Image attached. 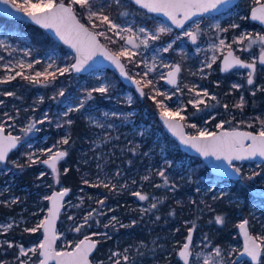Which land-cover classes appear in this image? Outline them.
Segmentation results:
<instances>
[{
	"label": "rangeland",
	"instance_id": "374dc122",
	"mask_svg": "<svg viewBox=\"0 0 264 264\" xmlns=\"http://www.w3.org/2000/svg\"><path fill=\"white\" fill-rule=\"evenodd\" d=\"M105 1L116 3V0ZM262 1L264 0H259V2ZM16 2L21 3L22 0H16ZM33 2H35V0H33ZM130 2V0H120L119 4L116 3L120 6V19L115 17L114 15H110L107 13L104 14L109 15L113 22L119 24L121 28L131 27L133 33L136 34L135 43L138 45V47L126 45L125 40L120 39V37L116 36L113 32H107L106 25H100L96 28L91 27L92 23L99 25V21L94 19L91 25L87 24L80 17L81 15L82 17L85 16L86 21H88L87 15L84 10H77V14L80 19L92 29L96 30L97 32H107V36L111 37V40L107 39L104 36H102L101 39L115 53L120 51L122 46L128 47L131 52L135 53V55L131 59L122 57L127 64L129 72H132H130L131 75H133L138 80H153L155 89L160 93H166L167 97H170L169 99L165 96L157 95V101L163 100L168 108L173 112H175L177 109H181L180 115L185 117L184 121L187 122V125L195 124L199 129H203L208 132L213 129L212 127H215L217 124L225 121H228V123H230V127L236 126L254 130L257 132H259L262 127H264V112L254 114L250 109V112L245 113L243 107H238V110L234 108L229 110L227 113L225 112V110L229 109V104L226 101L224 102L223 97L220 98L216 91V88H219L218 86H221L225 83L226 86H228L227 94L234 93V95L238 98V103L240 102L241 96H243V106H245L247 103V97L250 95L253 96V93L256 94L258 90L263 88L262 85L264 84V65H261L258 60L257 68L253 77V85L247 84V74L248 71H250L249 69L238 67V69L235 68L229 72L221 71V58L222 55L229 49V45L231 46V48L235 49L240 59H243L246 62H251L254 57L259 56V42L253 45L251 48H247L248 37L246 36L243 41L239 40V37L242 33H250L252 34L253 38L256 34L264 35V27L249 18L250 9L252 6L257 4V0H240L235 6L224 10L220 14L206 16L203 15L195 18L194 20L189 22L183 29L174 27L165 18L148 13L144 9L137 7L135 4L131 5ZM121 13L127 14L121 15ZM197 23L199 24L200 32L198 33L197 40L193 42L187 36H184L183 33L185 31L193 30ZM216 24H219L221 29H228V31H219L216 27H214V25ZM233 24H236L239 27L232 28L231 25ZM161 25L171 28V32L162 33L160 34V39L152 40L150 38V35L147 34H155L156 29ZM139 28L146 29V33H140L138 31ZM121 35L127 38V36L131 35V33L122 32ZM146 35L148 38V44L144 45L140 43V41L142 39H145ZM177 37H179V39H177ZM234 38H237L236 43H233ZM221 39L225 41V46L223 47L219 46V41ZM0 40L4 42L3 46H0V57H2V59H0V81L7 80L8 76H15L16 72L18 71H22L26 76L28 74H31L32 71H34L33 74H35L36 72L45 71V69H39L34 64L35 61L39 60V58L31 57L30 53L36 52V50L35 45L30 41V36L26 32L19 31L18 29H6L5 27H3V25H0ZM173 41H175V43H172ZM110 43H112L113 45L111 46ZM170 43H172V47L169 48L167 52L163 51L162 49L167 47ZM48 50L51 55L50 57L55 60L53 67L48 68V65L52 63V60L48 58L47 70L49 72H56L57 68L66 67L73 63L72 57L74 58V55L71 51H62L59 49ZM214 56L215 61H213L212 59ZM21 61L25 65L23 69L18 66ZM29 63L33 65V67L31 68L32 71L26 67V65ZM177 63L181 66L178 85H167L164 82V77L166 76L167 71ZM209 64L211 65V67H208ZM165 65H167V67H165ZM153 66V71L150 72L146 78H144L143 73L147 70V68ZM137 73H139V75H137ZM56 75H59V72H56ZM88 75L89 77L84 80V83L89 85L88 88L90 90L99 87L102 84H106L109 86L108 92H113V90L116 88L115 86H118L116 79L113 78V75L107 73L106 69H96L88 73ZM237 76L238 79H236ZM12 80H7V82L0 83V89L2 90V87L8 86L10 84V81ZM233 84H239L241 85V87L234 89L232 88ZM147 88L151 96L155 95V92H153L150 87H145L144 89ZM190 89H192V91H190ZM116 90H118V92L114 97L115 100L128 105H130L134 101L135 91H133L131 88H123V86H121L118 87V89H115V91ZM204 90L208 92V96H203ZM236 90H238V94L235 93L237 92ZM61 91L64 92V88H62ZM247 91H249L250 95L247 94ZM9 92L11 91H5V94ZM197 92L201 93L199 97L196 96ZM136 93L138 94L137 91ZM98 94L100 95V93ZM38 96V101H42V96L40 94ZM64 96H66V91L64 92ZM85 97V94L75 97H65L63 106L66 112L69 111V108H72L73 110L75 108H78L80 101L84 100ZM158 97H160V99ZM212 97H215V99H213ZM129 98L131 99V103H129ZM196 99H203L204 103L199 104L198 106H194L193 104L189 103V100ZM2 101L4 103L8 102L7 98H3ZM13 102L15 101H12L10 103L11 106H13ZM57 102L60 103V99H58ZM250 104V107H252L253 105L255 106L253 101ZM36 105L38 104L32 103V105H30V108L35 110L37 108ZM90 105V107L99 106V104H96L95 102L90 103ZM225 105H227V108L225 107ZM7 106L8 105H4V107ZM220 106H222V108H220ZM191 108L193 110H190ZM215 108H217L216 111ZM29 110L30 109L28 107L24 106L22 108V111L25 114L24 119L19 123H15L16 118L22 115L20 109L15 108L14 112L7 109L5 117L7 115L8 116L4 118L3 123L5 124L4 126L8 128L9 132L15 133L17 136L20 135L22 138H24L26 147L30 148L28 153H25V155L28 156L29 153H33V159L36 160V162L33 164L37 165L40 163L41 159L48 156V153L42 151L43 149L52 148L53 145H57V148H54L53 151L62 149L63 143L58 142L66 138L67 133L65 128L63 131L64 133L60 132V136H56L55 140L52 141L50 139L52 134L50 131L41 133L43 127H50V123L53 120L51 110L46 107L38 117L35 116L36 112H34L33 110ZM99 111L100 112L98 113L85 112L90 126L94 128V130L92 131V139L89 141V144L86 147L87 151L92 155H90L87 160L93 158L95 162L94 167L96 168V171L92 172L91 174L94 177V180H99V183H103L106 181V183L109 184L111 188H113L112 185L116 186V183H121V186H124V184L128 181V178L126 177V172L124 171L123 161H117L118 165L114 169H111L112 167H110L111 165H109L111 162H113V158L115 156V146L119 143L115 139L122 140L126 138L125 134L129 132L125 129V126L127 124L131 125V128H133L135 130V133H137L138 135L144 134L145 132L150 133L151 128L148 124H144V122L142 121L133 122L134 114L135 112H137L134 108L129 112L117 109H100ZM220 112L227 114V116L229 117L228 120L219 118L215 126H209L213 118L218 116ZM45 113H47V119H45ZM61 113L63 114L62 111ZM105 113H107V115H105ZM112 113H117V115L113 116ZM195 115H203L201 117L202 121L200 124L199 121L189 119L192 116L194 118ZM9 117H11V119H9ZM127 118L129 119L127 120ZM40 120H44V122L36 123L35 128L31 132L27 133V135L24 134V128H26L31 122ZM58 125L60 126L58 127ZM109 125H111V127H109ZM61 126H64L63 122L55 123V127H57L58 131H60V129L58 128H60ZM17 127L19 128V130L17 129ZM29 145H31V147H29ZM118 147L120 151L123 150L121 143L118 144ZM163 148V146L158 147L156 152L154 149V151L149 154V160H147L149 162L147 165V169L149 171H147V174L148 172L158 174L160 171L164 170L163 164L166 162V159H164L165 151L163 150ZM156 154L161 156V163L157 162L155 157ZM177 164L181 165L182 161H177ZM185 164L188 165L189 161H186ZM235 166L240 170H249L247 171V173L250 174L249 176L254 178L256 181H261L260 178L264 177V162H244L243 164L236 163ZM15 170L16 169H14L10 165L3 167V165L0 164V176H2L3 178L0 182V208H2V211H0V225L12 224L13 229L14 224L13 232L16 238L19 239V242L13 247H8V244L5 243V241H7L6 238L4 236H0V246L2 247L3 253L8 251L16 253L13 256V260L18 261L17 264H20L21 260H26L28 261V264H31L35 260L36 256H38V253L33 254L31 252H28L27 255H21L19 246L22 245L25 250L35 247L42 241L43 235H41L42 233L40 234L39 230L33 233L24 231V229L34 228L40 221L45 219L48 212V204L46 205L44 202L45 200H47L45 199V197H47L48 195L50 196L51 192L55 188H58V186L61 187L62 185H60L58 182H51V186L49 187L45 186V188L42 187L41 189H32L27 184H19V182H17V179L13 178V176H16L17 171ZM41 173H44V171L41 170L39 172V176H43L41 175ZM58 173L55 175L56 177ZM253 173H258V175L253 176ZM147 174L146 176L148 177ZM35 176L37 178L38 174H35ZM256 177H258V179ZM251 180L253 179H247V182H251ZM196 182L197 184L195 185L194 196L191 197V202L195 205L197 204V206L193 210V219L189 218L185 220V222L188 224H191L190 222L193 221L195 229L198 231V238L195 242L194 248L192 249V258L190 264H204L205 260L208 261V264H214V262L215 264H220L222 260L225 261L226 264H232V256H228L230 259L229 261L227 259L228 257L223 255L222 250L221 256L217 257L215 255V248L218 247L221 249L219 245L216 244L212 248L209 247L211 242L213 243L214 241V234L218 235V231L225 224V222L223 224H217L215 222V217L217 215H221L225 218L226 221V216L228 215L229 209L231 208L226 207V205L231 203V199H227V201L225 200L223 202L222 205L225 206L223 210L219 208L221 205H219L217 209H211V224L208 228L206 227V224L202 222V220H200L201 216H203L204 207H206L204 205V196L207 193L205 190H214L215 198H221L224 196L229 198L231 196L229 185L226 181L220 180V178L216 177L215 175L210 177H203ZM41 183L42 182H40L39 184L43 185ZM262 183H264V179L262 180ZM34 185H38V181L36 179L34 180ZM29 189L35 191V201L33 199H29ZM77 199L81 200L83 199V196L76 193L66 201L64 212H66L67 215L65 219L70 221L67 223V225L64 221L60 224L58 245L59 250L72 248L81 239L76 235L77 231H75L77 227L84 224V218L79 219V221V214L75 211V208H77L78 206ZM13 201H15V203H13ZM18 205L22 206L20 210L18 208ZM200 205L201 207H199ZM262 208H264V203L260 202L256 204L257 211H260ZM9 209H14L16 213L18 210L20 212L26 211V215H18L17 217L13 216L15 218V222L13 223L12 220H7L11 216L8 213ZM109 209L112 210L111 208ZM90 212L92 213V211H89V213ZM99 212L100 211H98V213ZM104 212L105 210L101 211V213ZM233 213L235 214V212ZM83 214H85V217L88 216V212ZM114 215H112L107 220L108 222L105 223V225L115 223L110 220ZM190 226L191 225H189L186 231L183 233L181 240H179L178 247H173L172 249L171 246L167 247L166 245L161 243L160 245L158 244V247L161 248V251L157 252L155 244H152L151 246L149 243L141 246L143 250L139 251L140 246L137 245L134 248L135 252L130 251L129 253L125 250L113 248L110 251L111 253L107 255V260L109 261V264H116V261H119V263L123 262V264H183V262L179 258L178 263L173 261V259L177 257V255L173 254V251L177 253L181 248V245L186 241L185 238L188 235V229L190 228ZM261 228H263L262 235L264 237L263 223L261 224ZM210 231H212L213 234ZM4 233L5 232L0 229V234ZM89 233L87 232L84 236L88 235ZM108 237L110 238L111 236L109 235ZM205 237H207V239H205ZM24 240H27V242H25ZM239 248L240 245L238 244V252ZM171 250L172 253L170 254ZM113 253H116V255H113ZM159 253L162 254L159 255ZM143 254L144 257L142 256ZM231 254H233V252ZM124 256L128 257L127 261L123 259ZM171 256L174 257L171 259ZM98 262L106 263L104 260H99ZM0 264L5 263L0 259ZM238 264L247 263L245 261H238Z\"/></svg>",
	"mask_w": 264,
	"mask_h": 264
},
{
	"label": "snow or ice",
	"instance_id": "6c2138e0",
	"mask_svg": "<svg viewBox=\"0 0 264 264\" xmlns=\"http://www.w3.org/2000/svg\"><path fill=\"white\" fill-rule=\"evenodd\" d=\"M11 2V6L14 9H17L19 12H22L31 19V21L36 24L42 26L45 29H53L55 34L64 41L65 44L70 45L76 51V62L74 64H70L66 67H60L56 69V72H59L60 75L64 73L76 71H81L88 61L92 60L93 56L97 54V52H101L106 56L108 60H111L117 68H119L121 74L126 77L128 80L133 81L135 83L137 91L141 96L146 95L144 92L145 87H150L155 95L150 96V98L156 101L157 106L161 109V116L164 118L165 124L177 135L180 136L181 142L185 145H190L192 148L196 149L201 155L215 156L218 160L223 157L225 160L231 162L233 159L235 160H243L246 158H252L256 156L264 157V127L260 129L257 134H253L251 132H241L236 129L231 131L223 130L221 132H208L203 129L198 130V134L194 136H185L180 129L182 125L178 122L185 119L184 116L180 115L181 109H177L173 112L168 106L164 103L163 100H156L157 95H162L167 97L166 93H160L155 89V85L153 80L151 79H142V80H133V77L125 71L124 64L121 63V57H126L131 59L135 53L131 52L128 47L122 46L121 50L116 53H110L102 44H100L97 39L98 36H104L107 39L111 40V37L107 36V32H113L116 36L120 37V39L125 40L126 45H132L133 47H138L135 43L136 34L133 33L132 28H121V26L109 17V15L104 14V6L97 5L94 0H22L21 3H17L16 0H0V4H8ZM136 5H140L143 8L148 9L150 12L154 13H163L166 17H168L172 24L177 27H183L185 21L190 20L191 17L197 14L209 13L211 10H215L220 12L222 9L227 10L232 5V0H132ZM116 3L119 4L120 0H116ZM259 7L253 8L251 11V18L253 20H258L262 24H264V3H259L257 0ZM76 6H79L80 9L84 10L87 15V20L92 23L93 20L99 21V25L92 23V27L96 28L100 25L107 26V32L105 31H91L85 24L80 22V19L77 17V9ZM0 11L11 15L8 8H0ZM127 13H121V15H126ZM219 31H228V29H221L219 24L214 25ZM232 28L239 27L236 24L231 25ZM171 28L161 25L156 29L155 34H147L150 35L152 40L160 39V34L171 32ZM138 31L140 33H146V29L139 28ZM122 32L131 33V35L125 38L121 35ZM200 32L199 24L197 23L193 30L185 31L183 33L184 36H187L191 41L195 42L198 38V33ZM142 39L140 43L147 45L148 38ZM248 37L247 48H251L253 45L259 42L260 44V53L258 57H254L251 62H246L240 59L239 56L233 54L231 50V46L229 45V51L227 56L224 57L223 68L222 71H228L234 66H239L241 68L249 69L247 74V84H254V73L256 71L257 60L261 65H264V35L256 34L255 37H252L250 33H242L239 37L240 41H243L245 37ZM179 39V37H177ZM237 42V38L233 39V43ZM172 43H175L173 41ZM172 43L168 44L167 47L162 50L167 52L169 48L172 47ZM4 42L0 40V46H3ZM219 46H225V41L221 39L219 41ZM27 54V53H26ZM2 59V57H0ZM52 60V63L48 65V68H52L55 60L52 57H49ZM215 61V56L212 58ZM21 69L25 67L24 63L21 61L18 65ZM27 68L31 69L33 65L31 63L26 65ZM167 67V65H165ZM208 67H211L209 64ZM153 67L147 68V70L143 73V77L146 78L150 72L153 71ZM181 71L179 65H175L172 67V70L167 73V81L170 84H176V74ZM56 72H49L45 69L44 72H36L34 76H26L22 71L16 72L15 76H8L7 80L15 79L16 76H22L26 80H31L33 83H41L40 77H44L45 82L48 81V78L51 77V80L56 79ZM139 75V73H137ZM0 81V83L7 82ZM241 85L233 84L232 88H240ZM264 90V89H261ZM109 91V86L106 84H102L99 87H96L87 92V95L84 100H81L79 103V108L84 107L86 100L93 99V93L106 94ZM192 91V89H190ZM61 96L64 95V92L61 91L59 93ZM255 93H253L254 95ZM6 95L12 96L14 93H6ZM201 93L197 92L196 96L199 97ZM203 96H208V92L204 90ZM215 99V97H212ZM42 99V98H41ZM3 101H0L2 104ZM129 103H131V99L129 98ZM190 104L194 106H198L199 104L204 103L203 99L189 100ZM244 98L241 96L240 102L235 105V107H243ZM227 108V105H225ZM72 108H69V111H72ZM78 110V109H77ZM65 116L68 113H64ZM107 115V113H105ZM113 116H116L117 113H112ZM11 119V117H9ZM45 119H47V113H45ZM44 120L33 121L26 128L23 129L25 135L31 132L36 123H43ZM68 124H71L72 121L68 120ZM223 123L217 124V128H223ZM60 125H58L59 127ZM111 127V125H109ZM191 127L196 128L195 124H192ZM4 127L0 125V163H3L9 154V151L15 149L17 145L21 142V137L13 136L11 133L8 135H4ZM250 140L251 143L245 145L244 141ZM58 143L68 144L69 139L64 138L62 141ZM31 147V145H29ZM54 148H57V145H53L52 148L43 149V152L48 153V158L43 159L41 163L47 165L53 174L58 173L57 163L63 157L67 155L66 151H53ZM33 153L28 154V160L31 163H35L36 160L33 159ZM17 167H23V165H16ZM237 173L240 172V169L232 165ZM65 172L68 169L64 170ZM44 175V173H41ZM161 177L164 178L165 183H167V177L165 176L164 171H160L158 173ZM258 175V173H253V176ZM143 179L147 180L149 177L145 176ZM248 179H252V177H248ZM87 183V181H85ZM104 187H109L108 184H103ZM115 188V185H112ZM159 187V185H157ZM69 189L65 188L59 192H53L51 196L45 197V199L51 201V207L48 209V215L44 220L40 221L34 228L24 229V231L28 232H36L39 229H43V240L39 243V245L29 248L27 250L24 249L22 245L19 246L20 254L27 255L28 252L33 254H37L43 259L38 261V264H48L49 260H55L56 264H90L89 261V253L96 248L98 241L91 239L89 236H85L82 240L75 244L73 251H61L57 252L53 248V244L56 240L55 234V218L60 211V201L63 197L68 193ZM134 196L138 197L139 200L144 201L148 199L146 194H142L141 192H134ZM15 203V201H13ZM99 203H103V201H99ZM156 203L151 204L150 209L156 208ZM150 209H141V211H148ZM95 211V210H94ZM92 216L90 212L88 216L84 217V224H87L88 219ZM71 219V217H70ZM116 217L113 216L111 221H116ZM159 219V217H157ZM110 221V223H111ZM215 222L217 224H223L225 222V218L221 215H217L215 217ZM133 224L136 221L132 222ZM84 224L80 225L75 229V231L79 232ZM248 221L243 220L239 225V229L243 232L245 237L244 242V253L247 256L251 257L253 261H261V264H264V259H262V252H264V237H253L248 232ZM109 225H105L108 227ZM121 227H127L126 225H121ZM10 228H12V224L0 225V229L3 232H7ZM195 228L193 224L192 228L188 229V235L185 238L186 242L183 243L181 249L178 252V256L183 260V264H189V256H190V244L192 242V231ZM93 235H100L98 233H93ZM106 235V234H103ZM207 239V237H205ZM259 240V242H257ZM8 244V247H13V244L9 241H5ZM127 251V249L125 250ZM116 255V253H113ZM215 255L217 257L221 256V249L215 248ZM111 259V257H110ZM123 259L125 261L128 260L127 256H124ZM20 264H28V261L21 260ZM116 264H119V261H116ZM204 264H208V261L205 260ZM215 264V262H214ZM220 264H226L225 261H221Z\"/></svg>",
	"mask_w": 264,
	"mask_h": 264
},
{
	"label": "flooded vegetation",
	"instance_id": "af4514ba",
	"mask_svg": "<svg viewBox=\"0 0 264 264\" xmlns=\"http://www.w3.org/2000/svg\"><path fill=\"white\" fill-rule=\"evenodd\" d=\"M48 51L49 50L47 49L43 52L36 51V52L30 53L32 58H35V57L39 58V60L35 61V63H34L35 66L38 67L39 69H41V68L43 70L48 69L47 68V62H48V58L51 56ZM234 51H235V49H234ZM223 55H222V57H223ZM235 55L238 56L236 51H235ZM221 60H222V58H221ZM238 67L239 66H235L232 69H230L229 71H232L235 68L238 69ZM256 68H257V66H256ZM229 71H223V72H229ZM33 72L34 71H32V73L28 74L27 76H34L35 74H33ZM59 75H56V78ZM234 78H236V77H234ZM20 79L26 80L22 76L21 77L16 76L14 83L16 84L17 87H19L21 85ZM179 79H180V77H179ZM236 79H238V76ZM40 80L42 81L41 83H33L31 80H26V81L28 83L34 85V86H37V87L40 86L41 84H46L45 87H47L51 81V77L48 78L47 82H45L43 76L40 77ZM47 89H48V91L46 93L43 92L42 90H38L39 94L42 96L43 100L49 99V96H47L49 94V88H47ZM54 89H56V86ZM13 90H15V89H13ZM64 90H65V88H64ZM65 97L66 96H64V95L61 96L59 94L58 99H60V103L57 102L58 105L60 106V108H59L60 112L62 111L63 115H64V113H66V110L63 106V101H65ZM2 100H3V98L0 99V101H2ZM12 101H15L12 103L13 105H17L20 103V101L15 99V98ZM38 102L40 103V101H38ZM32 103H33V101L31 102V104ZM7 104L8 103L3 102L2 104H0V107L7 105ZM90 106L91 105L89 103L85 102L84 107L79 108V106H78V108H75L72 111H67V113L71 114V112L77 113L80 111L81 113L79 115L85 117V119L88 121V119L86 118L85 112H88V113L89 112L90 113L97 112L98 113V112H100L99 111L100 109L101 110L102 109H105V110H116L117 109V110H125L126 112H129L134 108L135 111H137V112H135V114H134V121L133 122H141L142 121V122H144V124H148L151 128L150 133L145 132L144 134L138 135L137 133H135V130L133 128H131L132 127L131 125L127 124L125 126V129L128 130L129 132L127 134H125V136H126L125 139L119 140V143H121V145L123 147L124 171L126 172V177L128 178V181L124 184V186H121V183H116L115 188H111V186H109L110 199L105 200L109 196L104 194L103 191H101V190L97 191V192L93 191L94 196L93 195H91V196L94 198V200H93V203H91V204H94V205L91 207L88 204H86V200L84 201V194L81 193V191H80L83 189V187L82 186L79 187V193L78 194L82 195L83 199H81V200L77 199V201H78L77 205L78 206H77V208H75V211H76V213H78L80 215V216L78 215V220L83 219L84 215H85L83 213L88 212V208L91 207L89 209V211H92L93 222H95L94 225H92V231H90V233L88 232L89 234L87 235V236L93 237L94 239H96L98 241L97 246H96V248L93 251L92 256H91L93 263L94 264H102L103 262L100 263L98 261L104 260L106 263H103V264H109V261L107 260V255H109L111 253L110 251L113 248H118L120 250H126L127 249V252L129 253L130 251L135 252L134 248L137 245L140 246L139 251H141V250H143L141 246H144L145 244H149V243L151 246H152V244H155L157 252L161 251V248L158 247V244L160 245L161 243H163L167 247L171 246L172 249H173V247H178V243H179V238H178V234H179V225H178L179 211H178V205H177V193H176V191H174V190H173V192L171 191V196L174 197V199H173V202L169 203L168 198H166V197L170 194V192H169V190H164V188L168 189V186H166V185L160 186L159 185L158 189H160V190L156 191L154 194H150L145 189V179H143L146 176L147 171H148V169H147V157H148V155L154 150L153 148H155V152H156L158 147H161L160 143H161L162 131H161L160 126L161 125L163 126V124H162L161 119L158 116V113L161 112V110L158 108L157 105H150V106L141 107L140 105H131V104L130 105H128V104L117 105V104H113V103H102V104H99L98 107H90ZM47 108H49V107H47ZM142 108H144V109H142ZM190 110H193V109L191 108ZM216 110H217V108H215V111ZM88 113H86V114H88ZM203 115H199V116L195 115L194 118L192 116L189 119L199 121V124H200L202 121L201 117ZM223 115H224V113L220 112V114L218 116L213 118V120L211 121L209 126H215L217 124V121L219 118L225 119ZM6 117H4V118H6ZM52 117H53V115H52ZM4 118L2 120L0 119V125H3V127L7 133H12V132H9L8 128L4 126L5 125L3 123ZM128 119L129 118H127V120ZM184 123L186 126V130L189 134H198L199 128L197 125H196V128H193V127H191L192 124L187 125V122H185V121H184ZM88 124L90 125L89 121H88ZM229 124L230 123H228V121H225L223 123V128H238L236 126L230 127ZM215 127H212L213 129H211L209 132H215L219 129H222V128H215ZM17 129L19 130L18 127H17ZM93 130H94V128L91 126L90 132L87 134V136H85L86 144L84 146H82V144H78L79 156L76 158V161L74 163V168L76 170H78L79 172L91 170L90 173H92V172L96 171V168L94 167L95 162H94L93 158H91V161H88V163L83 161V158H82V153L84 154V151H85V155H87L86 158H88L91 155L87 151L86 147L88 146L89 141L92 139V136H93L92 131ZM123 130H124V128H123ZM60 132H62V131H60ZM66 133H67L66 138L69 139V143H70V135L68 134L67 131H66ZM13 134H15V133H13ZM19 137H21V136L19 135ZM81 138L84 139V136H82ZM148 138H150L149 147L147 146ZM50 139H51V137H50ZM77 139L79 141H81L80 137H77ZM53 140H55V139H53ZM21 142H22V144L20 145L19 148H26V142H25L24 138H22V137H21ZM69 143L63 144L62 149H60L61 151H66L67 155L65 157H63L60 161H58V164H57V168L59 166V170H60V168H62L63 175H65V173H66L64 171L65 169L69 170L71 168V161H70L71 156H69L71 150L69 149L70 148ZM18 149L12 151L10 153V155L8 156V159L6 160V162L0 163V164L3 165V167L10 165L14 169H16L15 171H17L16 172L17 177L13 176V178L17 179V182H19V184H27L32 189H36V188L41 189L42 187L45 188V186L46 187L51 186L50 185L51 182L49 179V175H50L49 171H51V170L47 165L41 163V161L43 159H47L48 156L41 159L40 163L35 165V167H34L35 174H38V177L36 178L35 175L33 176L34 172L32 171L31 167L28 166L27 168H25V167H17L16 166V165L22 164V156L17 151ZM25 153H28V151H26ZM155 157H156L157 162L161 163V161H160L161 156L156 154ZM118 161H120V159ZM248 162H252V161H248ZM30 164H33V163L30 162ZM109 165H111L110 166V167H112L111 169H114L118 165V163L114 164L111 162ZM157 167H158V165H157ZM26 169L29 171H27L25 173ZM41 170H43L45 173L43 176H39V172ZM247 171H249V170H243V169L240 170V176L238 178L234 179L235 180V182H234L235 192L231 193L230 194L231 196L229 198L226 196L221 197V198H215L214 190L213 191L205 190L207 193L204 196V205L206 207H204L202 222H204L206 224L207 228L211 224V222H210V219L212 216L211 215L212 214L211 209L212 208L217 209L218 206L221 205L219 208L221 210H223L225 208V206L222 205L223 202L225 200L227 201V199H231V203L228 205V207H231V208L229 209V213L226 216L225 224L218 231V233H219L218 235L214 234V236H213L214 241H213V243L211 242L209 247L212 248L216 244L219 245L221 247L223 255H225L226 257H228L230 255L232 256L231 257V259L233 260L232 264H238V261H245L247 264H254L253 260L250 259L247 255H245L243 258H238L241 251L243 250V246H244V241H243V238L241 235V230L239 229L238 225L244 219H246L248 221V228H249L251 234L255 235L256 237H263V235H262V232H263L262 229L263 228H261V224L262 223L264 224V208H262L260 211H257L256 204L260 203V202L264 203V183H262V181L247 182L248 177H250L249 176L250 174H248ZM53 175H56V174H53ZM214 175L216 177H219L220 180H222V181H226V179H228L227 177L219 176V175H216L213 173V176ZM256 178L258 179V177H256ZM2 179H3L2 176H0V182L2 181ZM35 179L38 181V185H34ZM252 179H254V178H252ZM263 179H264V177L260 178V180H263ZM55 180L58 182L57 178H55ZM40 182H42L41 184H43V185H40L39 184ZM60 185H62L61 187H68L64 182H61ZM61 187L58 186V188H61ZM32 189H29L30 193L28 194V197L30 200L33 199L35 201L36 193H35V191H32ZM55 189H57V188H55ZM138 191L141 192L142 194H146L148 196V199L144 200V201L139 200L138 197L133 195L134 192H138ZM74 195L75 194H72V188H71V191H70V194L68 195L67 200ZM100 199H102V200H100ZM99 201H103V203L101 204V203H99ZM44 202L46 205L48 204V200H45ZM153 203H156L157 206L154 209H150V206ZM170 204H172V205L170 206ZM18 207L20 210L22 206L18 205ZM109 208H111L112 210H110ZM141 209H150V210L141 211ZM19 210L17 211V213L16 212L15 213L8 212L11 216L7 220H12V222H15L14 221L15 218L13 216L17 217L18 215H26V211L20 212ZM103 210H105V212L101 213V211H103ZM0 211H2V208H0ZM98 211H100V212L98 213ZM233 212H235V214ZM114 214L116 215L117 219H116V221H112V222L116 223V227L115 228H111L109 226L105 227V225L103 227L101 225V222H103V224L107 223L108 222L107 220ZM66 215H67L66 212L63 211L62 215H61L60 222H59V227L63 221L66 222V225L70 221V220L65 219ZM157 217H159V219H157ZM133 221H136V223L133 224L132 223ZM153 223H156V225H153ZM190 223H191L190 228H192L193 221ZM121 225H126L127 227H121ZM59 227H58V236H59ZM137 229H139V231H136ZM39 231L41 234L42 230L39 229ZM210 232L213 234L212 231H210ZM10 233L11 232L8 230L4 234H0V236H4L6 238V240L10 242L11 241L10 236L12 235V233L11 234ZM70 233H72V232H70ZM93 233H98L100 235L94 236ZM103 234H106V235H103ZM41 235H43V233ZM109 235L111 236L110 238L108 237ZM113 235H116L115 239H112ZM197 238H198V231L195 228H193L192 242L190 245V261H189V264L191 263L192 249L194 248V245H195ZM154 239H156V240H154ZM12 240H13V242H19V239L14 237V235L12 236ZM238 244L240 245L239 252H238ZM58 245H59V238H58ZM58 245H57V249H58ZM182 245H181V247H182ZM13 246H14V243H13ZM0 251L2 254L3 252H2L1 246H0ZM122 252H125V251H122ZM178 252H179V250H178ZM178 252L176 253L173 251V254L177 255V257H175L173 259V261H175L177 263L179 262ZM232 252H233V254H231ZM171 253H172V250L170 251V254ZM161 254L162 253H159V255H161ZM142 256L144 257V254ZM0 257H1V255H0ZM173 257L174 256H171V259ZM40 258L41 257L39 255L36 256L35 260L31 264L37 263L40 260ZM227 259L230 261L229 257ZM262 259H264V252H262ZM119 264H123V262H120ZM258 264H261V261H259Z\"/></svg>",
	"mask_w": 264,
	"mask_h": 264
},
{
	"label": "trees",
	"instance_id": "16d2710c",
	"mask_svg": "<svg viewBox=\"0 0 264 264\" xmlns=\"http://www.w3.org/2000/svg\"><path fill=\"white\" fill-rule=\"evenodd\" d=\"M67 2V0H66ZM94 2L97 5H103L104 6V13L114 15L117 18H121L119 16L120 6L113 2H107L105 0L98 1L94 0ZM131 5H134L132 2H130ZM78 8V9H77ZM76 9L79 10V6H76ZM81 10V9H80ZM87 24L91 25L89 21H86V17L82 15L80 16ZM149 21V20H148ZM0 25H3L6 29H18L19 31L26 32L30 36V41L35 45V50L43 52L47 49H59L62 51H68V49L65 47L63 43L56 40L52 35H50L47 31H45L43 28L39 27L38 25H35L31 22L12 18L4 15L0 12ZM92 27V25H91ZM102 36H100L101 38ZM111 46L113 45L110 43ZM74 60V58L72 57ZM31 70V69H30ZM32 71V70H31ZM106 72L110 75H113V78L116 79L118 86H115V89H118V87L123 86V88H126L127 86L122 83V81L117 76L116 71H112L110 69H106ZM131 72V71H130ZM132 73V72H131ZM21 77V76H20ZM89 77L88 74H76L74 71L65 73L63 75H59L55 80L50 81L49 85L47 87L46 84H41L40 86H34L30 83H28L26 80L20 79L21 85L19 87L16 86L14 83V80L10 81V84L8 86L2 87V90L0 89V99L7 98L8 100V106L0 107V119L2 120L5 117L6 110L9 109L10 111L14 112L15 108L20 109V112L22 113L21 116L17 117L15 122L19 123L21 120L24 119V112L22 111V108L24 106H27L32 111L33 109L30 108L31 102L33 101V104L36 105L37 108L33 110L36 112V117L39 116V114L46 108L49 107L52 115L53 120L50 123V127L42 128L41 133H44L45 131H50L51 134V140L55 139L56 136L60 135V131H64L66 128V131L70 135V154L71 156V168L63 175L62 168H60L59 173L57 177L52 174L51 171H49V179L50 182L54 183L57 182L55 178H57L58 183L64 182L67 186H70L72 188V194H78L79 193V187H83L81 193L84 194V201L86 200V204L89 206H93V200L94 198L91 196H94V192L97 191H103L104 194L110 195L109 187H104L103 184H107L106 181L103 183H99V180H94V177L91 175V170L86 171H78L74 168V163L76 161V158L79 156L78 153V144H82L84 146L86 144V138L87 134L91 130V126L88 124V121L85 119V117L80 116V111L77 113L71 112V114H68L67 116L63 115L60 112V106L57 103L58 96L62 88H65L66 91V97L70 96H78L85 94L87 95V92L90 91L88 88L89 85L84 83V80ZM95 85V84H92ZM210 85V84H209ZM56 86V89H54ZM219 88H216V91L219 95V97H223L224 102L226 101L229 104V109L225 110V112L228 113L231 109H237L238 107H235V105L238 104V98L233 94H227L228 86L226 84H222L221 86H218ZM262 89H264V84L262 85ZM49 88V99L42 100L40 103L38 100V90H42L43 92H47ZM15 89V90H13ZM113 92H108L106 94H98L96 92L93 93V99L86 100V103H92L95 102L96 104H102V103H113L117 105H122L125 103L119 102L115 100L116 93L118 90ZM133 91H135L134 88H131ZM11 91V93H14V95L9 96L5 94V91ZM13 90V91H12ZM146 95L141 96L140 94H137L136 91L134 92V101L131 103V105H140L141 107L150 106V105H157L156 101L152 100L150 98L149 90L148 88L145 89ZM236 94H238V90H236ZM226 92V93H225ZM247 94L250 95L249 91H247ZM19 96V97H18ZM235 96V99H234ZM251 96V95H250ZM247 97V103L245 106H243L245 113L250 112V109L254 114L262 113L264 112V90H258L256 94L253 96ZM17 99L20 101L19 104L11 106L12 100ZM160 99V97H158ZM157 100V99H156ZM253 101L255 106L253 105L250 107V103ZM38 102V103H37ZM223 102V101H222ZM221 102V103H222ZM220 103V104H221ZM222 108V106H220ZM144 109V108H142ZM190 111V110H189ZM238 115V114H237ZM8 116V115H7ZM225 120H228L227 114L223 115ZM71 120L72 123L68 124L67 121ZM56 122H63L64 126H61L60 131L57 130V127H55ZM43 125V124H42ZM44 126V125H43ZM161 143L160 145L163 146V150L165 151L164 159H166V162L164 165V173L167 177V183H165V180L163 177L156 173H150L148 172L149 179L145 180V189L148 193L154 194L156 191L160 190L158 189L157 185H166L167 188H164V190H169L170 194L166 197L168 198V202H173L174 197L171 196V191H176L177 193V205H178V211H179V217H178V225H179V234L178 238L181 240L183 233L186 231L187 227L190 225L185 222L186 219H193L194 216V208L197 206V204H193L191 202V197L194 196V188L197 184L196 181L202 179L203 177H210L213 176V173L211 172L208 165L199 157L191 156L181 150L179 147L177 141L171 137L168 132L164 129V127L161 125ZM54 134V135H53ZM84 136V139L81 137ZM77 137H80L81 141L77 139ZM117 142H119L118 139H115ZM149 140L147 146L149 147ZM114 142V141H113ZM155 143V142H154ZM120 144V143H118ZM118 144L115 146V156L113 158L112 163H117V161L120 159L123 161L124 153L123 150L120 151ZM30 148H19L17 151L22 156V164L23 167L27 168L28 166L32 168L33 176L35 175L34 167L35 165L30 164V161L28 160V156L25 155L26 151H29ZM155 149V148H153ZM154 151V150H153ZM123 154V155H121ZM87 155L82 153L83 161L88 163L86 158ZM147 160H149V155L147 157ZM177 161H182L181 165L177 164ZM186 161H189V164L186 165ZM85 163V164H86ZM124 163V161H123ZM147 161V165H148ZM29 171L26 169L25 173ZM149 171V170H148ZM202 177V178H201ZM87 181V183H85ZM252 182L256 181L255 179L251 180ZM262 181V180H261ZM226 182L229 185V191L231 193L235 192V186H234V179H226ZM109 185V184H108ZM165 198V197H164ZM110 199V196L105 199ZM105 202V201H104ZM172 204H170L171 206ZM229 204L226 205L228 207ZM88 208V214L89 209ZM107 207V206H106ZM201 207V205L199 206ZM19 208V207H18ZM10 213H15L14 209H9ZM85 217V216H84ZM200 220H203V216H201ZM95 222H93V216H91L88 219L87 224H84V226L81 228L79 232H77V236L82 238L87 232L92 231V225H94ZM101 225L104 227L105 224L101 222ZM153 225H156V223H153ZM111 228L116 227V223H112L109 225ZM136 231H139L137 229ZM14 234V233H13ZM14 237L15 234H14ZM116 235H113L112 239H115ZM27 242V240H24ZM15 252H4L1 254L0 259L4 261L5 264H17L18 261L13 260V256L15 255Z\"/></svg>",
	"mask_w": 264,
	"mask_h": 264
},
{
	"label": "water",
	"instance_id": "95a60500",
	"mask_svg": "<svg viewBox=\"0 0 264 264\" xmlns=\"http://www.w3.org/2000/svg\"><path fill=\"white\" fill-rule=\"evenodd\" d=\"M130 1L132 2V0H130ZM239 1H240V0H232V5H231V7L235 6ZM132 3H133V2H132ZM259 3H264V1L259 2ZM133 4H135V3H133ZM135 5H136V4H135ZM136 6L139 7V8L144 9V10H145L146 12H148V13L155 14V15H157V16H159V17L165 18L166 20H168V21L172 24L171 20H170L168 17H166L163 13H154V12H150L148 9L143 8V7H141L140 5H136ZM256 7H259V4H258V3L255 4L254 6H252L251 9H250L249 18H250L251 20H253V19L251 18V11H252L253 8H256ZM0 8H8L9 12L11 13V15H9V14H7V13H4V12L0 11L1 13H3L4 15H6V16H8V17L17 18V19H22V20H25V21L31 22V23H33V24H35V25H38V24H36L35 22L31 21L30 18H28L27 16H25L24 13L19 12L17 9L12 8V6H11V2L8 3V4H6V5H4V4H0ZM223 11H224L223 9H222L220 12H217V11H215V10H211L209 13L197 14V15L191 17L190 20L185 21V24H184L183 27H177V26L174 25V24H172V25H173L174 27L178 28V29H183V28H184L189 22H191L192 20H194V19L197 18V17L203 16V15H204V16H206V15H213V14H214V15H217V14L222 13ZM77 17H78V19H80V17L78 16V14H77ZM253 21L256 22L257 24L261 25L262 27H264V24H262L260 21H258V20H253ZM80 22L83 23V24H85V26L88 27L89 30H91V31H96V30L92 29L91 27H89V26H88L84 21H82L81 19H80ZM38 26L41 27V28H43V27L40 26V25H38ZM43 29H44L45 31H47L50 35H52L56 40H58V41H60L61 43H63V44L65 45V47H66L69 51H71V52L73 53V55H74V60H73V63H72V64H74V63L76 62V55H77L75 49H73L70 45L65 44L64 41L61 40V39L55 34V31H54L53 29H45V28H43ZM97 39L99 40L100 44H102V45H103V46H104V47H105L110 53H115L111 48H109V47H108V46L102 41V39L100 38V36H98ZM131 46H132V45H131ZM229 50H230V49H228L227 52H226V53L223 55V57H222V60H221V69L223 68L224 57L227 56ZM231 50L233 51V54L235 55V51H234V49L231 48ZM121 63L124 64L125 71L128 72V74H129L130 76L133 77V80H138V79H136L133 75H131V73L129 72V70H128V68H127V64H126V62L123 60L122 57H121ZM175 65H179V66H180V64H178V63L175 64ZM234 67H235V66H234ZM96 69H110V70L116 71L117 76L119 77V79L122 81V83H123L124 85H126V86L129 87V88H135V90L137 91V88H136L135 83H133V81L128 80L126 77H124V76L121 74L119 68H117L116 65H115L111 60H108V59L106 58V56L103 55L101 52H97V54H96L95 56H93L92 60L88 61V64H86V65L84 66V68H83L81 71H79V72L74 71V72H75L76 74H78V75H80V74H88V73H90V72H92L93 70H96ZM180 69H181V66H180ZM231 69H232V68H231ZM171 70H172V68H170V69L167 71V73H168L169 71H171ZM229 70H230V69H229ZM229 70H228V71H229ZM167 73H166V76L164 77V82H165L167 85L177 86V85H178V82H179V75H180V72L176 74V84H170V83H168V81H167ZM137 92H138V91H137ZM144 92H145V89H144ZM138 94H140V93L138 92ZM160 113H161V112L158 113V116H159V118H160L161 121H162V124H163L164 129L168 132V134H169L171 137H173V138L177 141V143H178L179 147L181 148V150H183L184 152H186L187 154H189V155H191V156L199 157L200 159H202V160L208 165V167L210 168L211 172L214 173V174H216V175L223 176V177H227V178H230V179H236V178H238V177L240 176V172L237 173V172L235 171V169L232 167V165H235L236 163H241V164H242V163H244V162H248V161H252V162H264V157L256 156V157H252V158H246V159H243V160H235V159H233L232 162H231V165H230V164H229V161H228V160H225L223 157H221L219 160H218L215 156H208V157H205V156L201 155L198 151H196V149L192 148L190 145H185V144H183V143L181 142L180 136L177 135L175 132H173V131H172V130H171V129L165 124V122H164V118H162V116H161ZM177 120H178V122L182 125V128L180 129V131H182L183 134H184L186 137H187V136H194V135H197V134H189V133L187 132V130H186V126H185L184 121H183V120H182V121H179V118H178V117H177ZM233 129H236V130L241 131V132H251V133H253V134H257V133H258L257 131L250 130V129H246V128H240V127H238V128H222V129H219V130H217V131H215V132L218 133V132H221V131H223V130L231 131V130H233ZM3 134H4V135H8L9 133H7V132L5 131V129H4V133H3ZM11 135L16 136V135L13 134V133H11ZM244 143H245V145H248V144L251 143V141H250V140H246V141H244ZM21 144H22V142H20V143L17 145V147H16L15 149L10 150L8 156L10 155V153H11L12 151L18 149V148L20 147ZM7 159H8V157H7ZM7 159H6V160H7ZM6 160H5L4 162H6ZM57 164H58V163H57ZM235 167H236V166H235ZM50 170H51V169H50ZM65 188L69 189V191H68V193L63 197V199L60 201V204H61L60 211H59V213L57 214V216H56V218H55V224H54L55 234H56V240H55V242H54V244H53V248H54V250L57 251V252H61V251H68V252H71V251H73V249H74V247H75V246H74L73 248H70V249L67 248V249H63V250H59V249H57L58 238H59V236H58L59 222H60V219H61L62 212L64 211L65 204H66V201H67L68 195L70 194L71 188H70L69 186H68V187H61V188L54 189V190L52 191V193H51V195H52L53 192H59V191L65 189ZM51 195H50V196H51ZM51 206H52V205H51V201L48 200V208H50ZM47 215H48V212H47ZM47 215H46V216H47ZM244 220H246V219H244ZM247 227H248V225H247ZM41 230H42V233H43V229H41ZM248 232H249V234H250L251 236L256 237L255 235H253V234L250 233L249 228H248ZM43 235H44V233H43ZM241 235H242L243 241L245 242V237H244V234H243L242 231H241ZM84 237H85V236H84ZM84 237H82L80 240H82ZM89 237H90L91 239H93V240H96V239H94V238L91 237V236H89ZM42 240H43V237H42ZM80 240H79V241H80ZM79 241H78V242H79ZM96 241H97V240H96ZM185 242H186V241H185ZM185 242H184V243H185ZM257 242H259V240H258ZM190 245H191V244H190ZM180 249H181V248H180ZM180 249H179V250H180ZM94 250H95V249H93V251H94ZM93 251L89 253V261H90V264H94L93 261H92V259H91V256H92ZM0 255H1V251H0ZM245 255H247V254L244 253V246H243V250L241 251V253H240V255H239L238 258H243ZM40 257H41V256H40ZM248 257H249V256H248ZM179 258H180V257H179ZM249 258L251 259V257H249ZM40 259H43V257H41ZM181 261L183 262L182 259H181ZM189 261H190V256H189ZM253 263H254V264H258L259 261H253ZM35 264H38V262L35 263ZM48 264H56V261H55V260H49V261H48Z\"/></svg>",
	"mask_w": 264,
	"mask_h": 264
}]
</instances>
